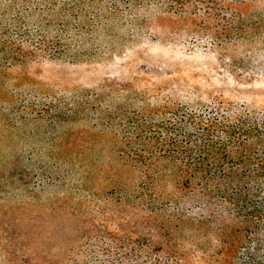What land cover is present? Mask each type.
<instances>
[{"label":"rangeland","instance_id":"374dc122","mask_svg":"<svg viewBox=\"0 0 264 264\" xmlns=\"http://www.w3.org/2000/svg\"><path fill=\"white\" fill-rule=\"evenodd\" d=\"M189 10L0 0V264H237L220 254L218 222L171 219L160 235L133 154L139 122L195 132L236 112L240 141L263 138L245 170L264 192V0ZM171 165L157 164L153 196L186 207ZM253 235L230 233L228 247L264 264Z\"/></svg>","mask_w":264,"mask_h":264},{"label":"trees","instance_id":"16d2710c","mask_svg":"<svg viewBox=\"0 0 264 264\" xmlns=\"http://www.w3.org/2000/svg\"><path fill=\"white\" fill-rule=\"evenodd\" d=\"M116 1L130 7L154 1L175 11L190 9L189 11L195 16L202 8L210 10L222 7L229 0ZM10 56L14 58L13 55ZM238 116L240 115L233 112L232 115L225 113L220 117L222 121L211 119L212 117L204 118L203 121L198 119L201 131L195 132L188 129L186 122L180 123L179 129H176L172 123L159 125L152 122H139L135 141L132 142L137 145L138 150L135 147L132 148L137 150L133 153L136 160L143 164L139 170L142 175L140 191L151 196L148 210L154 221L159 223V232L163 238L168 236L171 219L179 218L177 223L180 225H197L206 228L218 222L221 232L218 235L220 254L225 255V261L251 264V257L247 256L245 247H241L242 250H237V253L233 255L228 244H230V233H234L238 238L234 242L241 243L244 242L241 235L250 232L254 234L253 252L259 254L264 246V236L261 237L259 234L260 227L264 225V192H253L247 188L246 180L250 176L245 170L250 161V152L258 150L254 148L260 144L261 140L263 141V138L258 134L255 136L256 143L240 141V135L246 132V129L242 125L235 126L236 119L233 118ZM132 124L135 126L136 122ZM154 126L159 130L153 132L150 128ZM147 129L151 131L150 134L146 133ZM162 162L173 164L169 169L170 174L164 175L165 180L171 181L176 191H189L191 203L188 206L169 208L157 204L153 193H155L154 186L160 170L157 164ZM227 163L229 164L225 165ZM240 166L243 168V174L238 175L234 170ZM257 169L260 168L257 167ZM216 199L219 201L220 211L206 204L207 200Z\"/></svg>","mask_w":264,"mask_h":264}]
</instances>
